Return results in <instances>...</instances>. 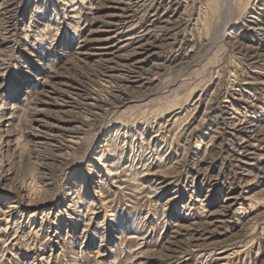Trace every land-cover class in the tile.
I'll list each match as a JSON object with an SVG mask.
<instances>
[{
  "label": "rangeland",
  "instance_id": "rangeland-1",
  "mask_svg": "<svg viewBox=\"0 0 264 264\" xmlns=\"http://www.w3.org/2000/svg\"><path fill=\"white\" fill-rule=\"evenodd\" d=\"M0 264H264V0H0Z\"/></svg>",
  "mask_w": 264,
  "mask_h": 264
},
{
  "label": "bare ground",
  "instance_id": "bare-ground-1",
  "mask_svg": "<svg viewBox=\"0 0 264 264\" xmlns=\"http://www.w3.org/2000/svg\"><path fill=\"white\" fill-rule=\"evenodd\" d=\"M165 17V16H164ZM166 22H168V21H166ZM139 38V37H138ZM130 40V42L132 41V39H129ZM134 40H136V38L134 39ZM133 42V41H132ZM129 43V42H128ZM134 43V42H133ZM146 44V43H145ZM142 45V44H141ZM148 45V46H147ZM146 46H147V48L148 49H151L152 48V46H150L149 44H146ZM140 48V47H139ZM144 51H147V49H144ZM133 52H135V51H133ZM137 54V53H136ZM134 55V54H133ZM132 56V55H131ZM129 57V56H128ZM147 59H149V58H147ZM141 63V62H140ZM87 229V228H86ZM199 254H201V253H199ZM194 256V255H193ZM181 257V256H180ZM224 260V259H223ZM178 262V261H177Z\"/></svg>",
  "mask_w": 264,
  "mask_h": 264
}]
</instances>
